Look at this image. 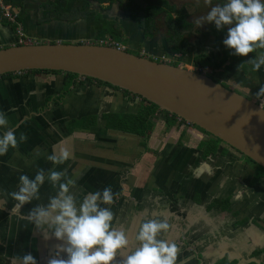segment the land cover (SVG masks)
<instances>
[{"label": "crops", "instance_id": "1", "mask_svg": "<svg viewBox=\"0 0 264 264\" xmlns=\"http://www.w3.org/2000/svg\"><path fill=\"white\" fill-rule=\"evenodd\" d=\"M106 13L107 20L116 19L110 17L114 16L113 12ZM23 22H25V28ZM20 23L23 31L25 29L24 34L35 43L39 42L35 38L59 39L62 37L53 35L54 32L49 34L44 30H36L35 17L25 16ZM92 28L91 24L90 29L83 31L82 34L91 33L89 30ZM121 30L126 40L125 52L129 49L138 51L142 48L150 57L168 55L164 42L159 40L160 43H158L156 38L144 41L134 25H127L125 31ZM76 37L81 38V35ZM15 40L14 32L10 27L0 26L1 48L13 46ZM185 41L192 49L202 47L195 38L190 36L189 41ZM202 48L208 52L209 56H212L211 53L216 54L217 61L219 56L222 58V61H219L223 63L222 67L218 65L220 69L211 70L217 81L251 98H257L256 93L259 87L264 85V66L259 71H252V66L244 62L264 50L258 49L246 57H241L232 55L223 43H219L214 51ZM211 58L214 60L213 57ZM184 60L187 59L184 58ZM241 63L244 64L238 71V65ZM200 70L206 73L203 67ZM92 88L82 85L72 86L68 96L61 99L59 95L63 85L60 76L17 74L12 79L0 80V111L7 114L8 127L15 129L17 138L20 133L28 137L26 142L19 143L17 149L10 148L7 154L0 156V194L13 190L11 180L17 177L16 171H22L21 173L34 178L38 169L53 167L58 171L67 169L70 176L79 177L76 188L73 189L78 200L82 199L89 190L102 191L105 186L110 185L113 192L118 193L120 186L123 185L124 198H119L115 206H107L115 214L114 226L123 227L129 239L128 248L117 253V259L120 261L121 255H125L137 246L135 236L143 221L158 219L169 222V229L161 233L160 237L174 241L180 233L175 231L178 224L174 213L182 212L187 215L199 213V211L203 213L207 204L211 203L212 199L216 200L218 192H221L223 196H232L231 207L242 216L241 223L252 220L255 228L252 231H245L244 227L232 230L230 233L236 236H232L235 239L233 241L235 245L214 243L216 239L205 238V235L210 234L211 215L208 213L205 216L206 223L203 224L204 227L199 235L197 231H194V226L192 227V233H189L191 243L194 237L199 238L200 245L206 247L202 250L206 252H210L213 248L215 250L223 248L225 250L223 255L228 253L231 255L230 261L238 259V264H247L242 260L243 254L250 255L264 249L255 245L259 243L262 246L261 244L264 243V239H260V234L256 232L259 226L257 220L264 214V181L247 189L251 178V166L241 165L239 159L232 156L235 155L232 150H229L226 157L208 155L205 160H202L201 156L195 154L198 147H201V138L195 141L188 135L193 131L192 128L178 123L170 125L169 128L162 116L156 117L157 123L150 131L145 143L146 149H144L142 137L109 130L101 118L105 113H135L139 102L125 98L106 87ZM95 91H98L105 100H98ZM92 116L95 117L96 122L94 128H90L89 131L77 128L70 136L66 130L70 120ZM167 128L170 130L168 131ZM5 130L0 128V134ZM147 146L151 149L147 150ZM220 147L222 149V145ZM63 149L70 153V159L64 164L53 165L46 159L47 155L53 152L59 153ZM225 149H227L226 146ZM37 151L41 155L37 156L35 154ZM227 158L230 162L236 161L230 164ZM227 175L228 181L225 178ZM243 187L244 192L239 194ZM55 192L56 189L45 182L40 188V204H46L49 196L55 195ZM233 226L236 227L237 222H234ZM184 228L188 232L191 229L189 225H185ZM45 235H51V233L45 232ZM52 238L55 239L51 237L43 242ZM57 242L59 245L62 243L58 240ZM237 246H239L238 249ZM45 251L46 247H43L42 256H45ZM50 253L51 250H49ZM201 255L203 257V252ZM192 257L186 260L192 262L194 260ZM256 261L255 264L264 262V255L262 260ZM2 264H9V262L4 261Z\"/></svg>", "mask_w": 264, "mask_h": 264}, {"label": "clouds", "instance_id": "2", "mask_svg": "<svg viewBox=\"0 0 264 264\" xmlns=\"http://www.w3.org/2000/svg\"><path fill=\"white\" fill-rule=\"evenodd\" d=\"M205 2L211 4V0ZM196 23L199 26L214 23L217 30L227 26L223 44L233 50L232 55L246 57L258 49L264 50V0H225L223 4L212 6L205 16L196 19ZM244 63L250 64L252 71H259L264 66V51ZM244 63L238 65V71ZM256 97H264V85L259 87ZM8 124L7 114L0 111V128L6 129L0 134V156L7 154L10 148L17 149L19 143L28 139L24 133L17 138L15 129ZM35 154L41 155L38 151ZM46 159L53 165H62L70 159V153L63 149L47 155ZM78 179V176H70L67 169L58 171L55 167L38 169L34 178L21 174L16 191L0 194L5 197L0 198V206L4 210L8 202L6 197H10L16 202L11 214H20L25 204L40 199V188L47 181L56 189L55 195L49 196L46 204H36L20 218L35 225L45 239L54 237L62 242L48 264H114L117 253L129 245L126 231L114 226L115 214L106 207L115 202L119 193H114L109 185L102 191L88 192L78 200L73 192ZM168 229L165 220L143 221L135 236L137 246L122 256L120 264H177L179 246L175 241L160 238ZM60 253H66V258ZM11 264H37V260L31 253H25L13 255ZM180 264H187V260Z\"/></svg>", "mask_w": 264, "mask_h": 264}, {"label": "water", "instance_id": "3", "mask_svg": "<svg viewBox=\"0 0 264 264\" xmlns=\"http://www.w3.org/2000/svg\"><path fill=\"white\" fill-rule=\"evenodd\" d=\"M116 16L103 18L124 31L127 25H134L142 38L135 22L121 13ZM60 24L58 29L75 28L79 35L80 29L93 26V20ZM59 40L64 42L0 47V79L39 71L108 84L208 133L264 170V97L249 99L197 70L188 71L98 44L71 43L63 37Z\"/></svg>", "mask_w": 264, "mask_h": 264}, {"label": "trees", "instance_id": "4", "mask_svg": "<svg viewBox=\"0 0 264 264\" xmlns=\"http://www.w3.org/2000/svg\"><path fill=\"white\" fill-rule=\"evenodd\" d=\"M5 6H9L13 9L21 10L23 8L22 0H0ZM92 4L98 6L99 12L96 13L93 10ZM39 8L37 12V17L35 22L38 25H48L53 22H60L66 24H74L79 21L92 19L93 20V31L95 33V41L100 42L104 41L107 37L111 40H121L120 34L122 30L118 25L112 21H106L100 12H105L114 5L121 6L123 9V15L128 17L130 20L135 22L137 28L141 31L144 39L153 40L156 35L159 33V26H157L158 19L163 16L165 19L164 30H165V46L167 51L172 56H180L172 66L184 62V58H187L190 55L191 47L184 40V36H193L196 38L198 43L205 48L216 50L217 45L220 42L221 37L223 38L227 35L226 32L218 31L217 28L212 27L204 30L200 29V26L197 23L188 22L191 15L197 11V7L193 5H186L180 10H176L174 7H171L164 0H127L124 3V0H41L38 3ZM107 5L106 7H103ZM166 7V8H165ZM176 14L177 19L172 20L170 14ZM168 14V15H167ZM20 18L18 22H20ZM157 21V22H156ZM0 24L3 27H10L8 23L2 20L0 16ZM188 26L190 28H188ZM13 30V27H10ZM230 52L233 50L229 49ZM129 53V52H128ZM252 54V53H250ZM134 55V54H133ZM245 57V56H241ZM195 67H201L196 62L194 63ZM219 66H217V69ZM31 74H47V75H59L57 72H27ZM3 78V79H2ZM2 80H7L10 78V75L2 77ZM76 76L70 74H64L62 84L63 92L60 95V98L68 96L71 91V86L74 85V80ZM89 83L93 81L86 79ZM101 84L100 82H97ZM108 85V84H105ZM112 90H119L118 88L107 86ZM123 96L125 98H130L131 95L128 92L123 91ZM145 102V101H144ZM136 113H105L102 114L101 118L105 122V127L109 130L119 131L122 133L133 134L137 136L147 137L152 128L151 120L154 117L155 113L158 112L157 106L152 103L145 102ZM160 111V110H159ZM166 113V126L175 123L176 117L171 115L168 117ZM95 124V117H83L79 120H72L69 123V128H79L86 130L89 126ZM219 141L218 139H215ZM248 162L251 160L247 159ZM256 179L264 175V170L258 168ZM228 205V202H226ZM225 205V206H226Z\"/></svg>", "mask_w": 264, "mask_h": 264}, {"label": "flooded vegetation", "instance_id": "5", "mask_svg": "<svg viewBox=\"0 0 264 264\" xmlns=\"http://www.w3.org/2000/svg\"><path fill=\"white\" fill-rule=\"evenodd\" d=\"M114 6L111 7L110 9H108L105 12H109L110 14L112 12L115 13ZM119 8L121 9L119 13L123 14L122 13L123 12L122 7L119 6ZM158 32L159 33L155 37L156 39L157 38L159 39L158 36L161 34L160 29H159ZM162 34H163L162 39H164L163 41H164V44H165V39H166L165 38V32L162 33ZM190 37L195 38L193 36H190ZM145 40H149L150 41L151 39H145ZM195 40H196V38H195ZM223 40L224 39L221 37V39H220L221 42H219V43H222ZM193 51H194V49H192V47H191L190 53L192 54ZM137 52L139 53L140 56H145V57H148L150 59L155 60V57H153V56L150 57L149 55H146V53L143 50H138ZM165 56L166 57H170V58L173 57L172 55L169 54V52H168V55H165ZM175 57H177L179 59L180 56L177 55ZM217 66H218L217 64L214 66L216 68V69L213 68L214 71L217 70ZM196 68H198V67H196ZM197 71H198V69H197ZM21 74H31V73L24 72V73H21ZM205 74H207V73H205ZM210 74H211V79L212 78L216 79V77L212 74V71H210ZM55 76H58V75H55ZM59 76H61L62 80H63L64 74L60 73ZM212 76H214V77H212ZM12 78H14V75H10V79H12ZM2 79H0V80H2ZM83 81H86L87 84H84ZM216 81H217V79H216ZM74 83L75 84L72 85L73 87L74 86H78V85H82V86L93 87V88L97 89V88L107 87L108 86V85H105V84H102V83L98 84L97 81H93L92 83H89L85 78H78V77L75 78ZM98 86H101V87H98ZM226 88H227V86H226ZM115 91L119 92V93H121V95H123V91L122 90H115ZM62 92H63V89H62ZM62 92H61V94H62ZM130 95H131L130 99L139 102V107H138L137 111L143 105L146 104L145 103L146 101L144 102V100L140 99L139 97H137L135 95H132V94H130ZM66 97L67 96H65L64 98H66ZM160 111L158 109V112L155 113V114L156 115L157 114L161 115L162 111L161 112ZM162 117L165 118V116H162ZM168 117H171V114H168ZM153 119H154V117L152 118V120ZM175 120H177L178 122H182L183 121V120L178 119L177 117H176ZM70 121H72V120H70ZM70 121L66 125V130L68 131V133H70V136H71V135H73L72 133L75 132L77 128L70 129L69 128ZM165 123H167L166 118H165ZM186 124L188 126H190L189 128H192V130H193L191 133L188 134L189 136L194 138L195 141H196V139H200L201 138L200 142H201L202 146L198 147L199 150L197 149L195 154L197 156H201L200 158L202 160H205L208 157V155L209 156L211 155L212 157H214L216 155H220L222 157H226L227 153L230 152L229 150H232V152L235 153V155H232V156H234L235 159L237 157V160L239 159V162H240L241 165L248 166V164H250L249 167L250 166L252 167V168L250 167V170H252V171H251V176H250L251 178L249 179V183H248L249 185H247L248 186L247 189H250L251 187L257 186L261 181H264V175L262 177L258 178V179H256L254 177L256 175L257 171L259 170L258 169L259 167L257 165H255L253 162H245V161H247V159L245 157H243L239 152L235 151L234 149L230 148L229 146L223 144L220 141H216L215 138H213L211 135H209L208 133L198 129L197 127H195V126H193L191 124H188V123H186ZM170 127L171 126H169V128ZM169 128H167V129L170 130ZM80 130H82V129H80ZM151 130H152V128H151ZM149 134H150V132H149ZM140 137L143 138V146H144V149H146L145 143H146L147 139L149 138V135L147 137H143V136H140ZM221 145H222V149H220ZM224 145L226 146L227 149H225ZM150 149L151 148L147 146V150H150ZM227 160H228V162H230V159L227 158ZM235 161L236 160H234L233 162H230V164L235 163ZM21 172L22 171H19V172L16 171V173H18L17 177L11 180L13 190H11L10 192L17 190V185L19 184V178L18 177L21 174H23ZM225 178H226V181H228V179H229L228 175H227V177L225 176ZM45 182H47V181H45ZM120 189L118 190L119 196L115 199V201L118 200L121 197L124 198V196H123L124 194H122V193H123V191H125V188H123V186H120ZM3 198H5V197H3ZM6 199H7L8 202H7L6 206H5V209L2 210L3 206H0V245H2V246H0V250H2L0 252V264L4 263V261H7V262H9V264H11L13 255H23L25 253H31L36 258L37 264H48V260L50 258H52L54 256V254L58 250L59 244H58L57 240L52 238L49 241L43 242L45 240L44 234L39 229H37L36 227H33V224H31L29 221H27L26 219H21L20 218L21 214L27 215V213L29 212V210L33 206H35L36 204H40L41 199H39V200H35L34 199L31 203L25 204L21 208V213L20 214H17V213H12L11 214V208L13 207L14 203H16V202L14 200H12V199H9L8 197H6ZM220 199L221 198H219L218 201ZM226 202H228V206L229 205L232 206V204L230 203L231 200L228 197L223 200V203H226ZM216 203H217L216 201H212L211 203H208L207 206H206V209L203 212L205 216L208 213H210V215H211L210 226L215 223L214 220L216 219V214L218 213V211H216V210L212 211V208L214 206L218 205V203L217 204ZM211 204H214V206L211 207ZM174 216L177 217V224L180 225V229L182 230V232L180 231V233L177 234V235H180V237L184 241L183 242V244H184L183 246L184 247H189L190 249L192 248V253H191V256H193L192 258L193 259L195 258L194 260L196 262H198L199 264H204L203 260H205V259L202 257V255H201L202 253L197 252L196 249H195L196 247L192 246V243L194 241H196V240L194 239V241L192 243L190 241V236H189L190 234L189 233L192 232L193 223L188 220V222H189V224H188L186 218H188L189 215H187V213L183 214L182 212H175ZM190 222H191V225H190ZM204 223H206V220L203 219V218H199L196 221V226L199 227V226L203 225ZM185 225H189L190 226L191 229L189 230V232H188V230L185 231V228H184ZM160 238L163 239V236L160 237ZM175 239H176V237H175ZM175 239H174V241H175ZM197 244H200V241H198ZM43 247H46L45 256L41 255ZM202 248L204 249V247H202ZM49 250H51L50 254H49ZM213 250H215V249L213 248ZM213 250H211L212 253L210 255L207 254V259L205 261L206 264H238L239 263L238 259L230 261L231 255H229L228 253H226V254L224 253V255H223V253L221 252L222 250H224L223 248H219L218 250H215V251H213ZM202 252H203V250H202ZM260 253L263 254L264 253V249L262 251H256L254 254H260ZM60 255H61V257L66 258L65 257L66 254L65 253H60ZM121 256H123V255H121ZM180 262H181V260H177V264H180ZM187 263H192V262H189V260H187ZM114 264H120V261L118 259H116Z\"/></svg>", "mask_w": 264, "mask_h": 264}, {"label": "rangeland", "instance_id": "6", "mask_svg": "<svg viewBox=\"0 0 264 264\" xmlns=\"http://www.w3.org/2000/svg\"><path fill=\"white\" fill-rule=\"evenodd\" d=\"M39 1H41V0H22V2H23V8L21 9V10H19V9H15V10H17V13H18V17L20 18V19H23V17H25V16H31V18H34L35 17V19H36V17H37V12H38V8H39V5H38V3H39ZM126 1L127 0H124V3H126ZM152 2L153 1H157V0H151ZM167 3H168V5H170V6H172V7H174L176 10H180L182 7H184V6H186V5H193V6H196L197 7V11H195L192 15H191V17H190V19L188 20V22H193V23H196V19L197 18H199V17H202V16H205L207 13H208V11H210V8L212 7V6H215V5H217V4H223L224 2H225V0H211V4H208V3H206L205 2V0H165ZM92 6H93V10L96 12V13H98L99 12V8H98V6L97 5H94V4H92ZM103 7H106V5H104ZM166 8V7H165ZM114 9H115V13H114V16H110V17H117L116 15H118V13L120 12V8H119V6H117V5H115L114 6ZM118 12V13H117ZM101 13V15L103 16H107V13L106 12H100ZM168 15V14H167ZM170 18L172 19V20H176L178 17H177V15L176 14H173V13H171L170 14ZM33 22V21H32ZM157 22V21H156ZM164 23H165V19H164V17L163 16H161L159 19H158V22H157V26H159V28H160V32H161V34L158 36L159 37V39L157 38L156 39V41L158 42V43H160V41H162V42H164L163 41V39H162V37H163V34L162 33H164L165 32V30H164ZM23 24L25 25V22H23ZM34 24V23H33ZM49 25V24H48ZM60 25H62V24H60V23H51V26H50V28H51V30H55V29H57L58 27H60ZM43 26H45V25H38L36 22H35V29L36 30H38V31H41V30H47V28L45 29V27H43ZM26 27V25L24 26V28ZM212 27H215L216 28V26H215V24L214 23H204L202 26H200V29L201 30H204V31H202V32H205L206 31V29H208V28H212ZM188 28H190L189 26H188ZM121 29V28H120ZM63 30H65V29H63ZM218 31H221V32H226L227 31V26L223 29V30H218ZM15 32V31H14ZM24 32H25V29H24ZM81 33H79V35H81V38H83V37H85V39H81V38H78V37H76V39L74 38V39H72V40H70V42L71 43H88V44H97V42L94 40L95 39V33H94V31H93V29H91V30H89V32H91V33H86V32H84V34H82L83 33V31H80ZM79 35H77V36H79ZM120 36H121V40H124V41H120V40H117V41H115V40H112L113 42H116V43H120L121 45H122V47H125V44H126V40L123 38V35L122 34H120ZM30 38H32V36L30 35ZM36 40H39V44H41V43H49V42H59V41H63V40H59V39H41V38H35ZM126 39H128V38H126ZM184 39L185 40H188L189 41V36H184ZM223 39H225V36L223 37ZM160 40V41H159ZM144 41H145V39H144ZM64 42V41H63ZM221 42V41H220ZM69 43V42H68ZM190 43H192V41H190ZM223 43V42H222ZM99 45V44H98ZM143 47V46H142ZM127 49V48H126ZM140 50H142V48H140ZM126 52H129V53H131V54H134V55H139V53L137 52V51H132L131 49H129L128 51H126ZM208 52H206L202 47H194V51L192 52V54L190 53V55L186 58L187 60H184V62H181L180 64H178V65H176V67H182V68H185V69H187L188 71H196L197 69H198V71L199 72H202L201 70H200V67H198V68H196L195 66H193L194 65V63L196 62L197 64H199L200 66H202L206 71V75L207 76H209L210 78H211V74H210V71L213 69V68H215L214 66L217 64V65H220V68L222 67V64L219 62V61H222V58H221V56H219V60L217 61V56H216V54H214L213 55V53H211L212 54V56H209L208 54H207ZM160 57L161 56H158V57H155V59H160ZM211 57H213L214 58V60L211 58ZM161 58H164L162 61H164V62H169V63H174L177 59L174 57H172V58H170V57H161ZM212 60V61H211ZM189 62V63H188ZM210 66V67H209ZM219 68V69H220ZM216 69V68H215ZM59 76V75H58ZM61 77V76H60ZM212 77H214V76H212ZM62 78V77H61ZM215 82H217V83H219L218 81H216V79L215 78H212ZM83 83L84 84H87V82L86 81H83ZM223 86H225V88H226V84H222ZM98 87H101V86H98ZM107 88V87H106ZM93 89V88H92ZM107 89H109V90H111V91H113V92H116L115 90H112V89H110V88H107ZM227 89H230V90H233L232 88H230V87H228L227 86ZM234 91H236L237 92V90H234ZM96 93H97V95H98V100H105V98L103 97V96H101V95H99V93H98V91H95ZM117 93V92H116ZM119 93V92H118ZM237 93H240V94H243V95H245L244 93H241V92H237ZM120 95H121V93H119ZM101 96V97H100ZM246 97L247 98H249V99H255V98H251V96H249V95H246ZM106 101H109V100H106ZM161 112V111H160ZM159 112V113H160ZM158 116H165L166 117V113L164 112V111H162L161 112V115H156L155 114V116H154V118L155 119H153L152 121H151V123H152V128L154 127V125L157 123V118L156 117H158ZM175 123H178V124H181V125H184V126H186L187 128L188 127H190V126H188L185 122H178L177 120H175ZM176 125V124H175ZM96 126V122H95V124L94 125H92V126H89L88 128H86V130L84 129L83 131H89V129L90 128H94ZM178 126H180V125H178ZM177 126V127H178ZM176 127V126H175ZM169 131V130H168ZM202 146V145H201ZM225 146V145H224ZM204 147V146H203ZM245 162H248V161H245ZM250 164H248V166H249ZM245 172L243 171V174H244ZM243 176V175H242ZM121 186H123V185H121ZM122 189V188H121ZM120 189V190H121ZM219 190H223V189H221V188H219ZM89 192H91L90 190H89ZM244 192V187L242 188V190L239 192V194H242ZM232 195H234V194H232ZM221 196V197H220ZM219 197L221 198L219 201H218V199H219ZM223 195H222V193L221 192H218V197H216V200H214V199H212V201L214 200V201H217V203H218V205H216V206H214V204H211V207H213L212 208V211H214V210H216V211H218V213L216 214V219L214 220V224L213 225H211L210 226V234H209V236L208 235H205V238L207 239V238H209L210 240H213V239H216V240H214V243H218V242H220V243H225V244H227V245H235L234 244V237H232V236H235V235H233V234H231L230 232L232 231V230H235V229H237L238 230V228H242V227H244V229H245V231H248V230H250V231H252L253 230V228H255V226L253 225V222H252V220L251 221H249V222H244L243 224L241 223L242 221H243V219H242V216H240L238 213V211L237 210H235V209H233L230 205L228 206V205H226V203H223V200L224 199H226L227 197L231 200V202H232V196L231 195H226V196H224L223 198ZM222 200V201H221ZM230 202V203H231ZM116 203H117V200L112 204V205H116ZM216 203V204H217ZM226 205V206H225ZM107 206H109V205H106V207ZM237 209H239L238 207H237ZM200 210H201V208H200ZM203 211V210H202ZM264 212V211H263ZM262 212V213H263ZM200 213V214H199ZM199 213L198 212H196V213H194L193 215L191 214H189V216H188V218H186V220H187V222H188V220L189 221H191L192 223H193V226H194V231H197L198 232V235L200 234V231H201V228H203L204 226L203 225H201V226H196V221L199 219V218H203V219H205V215H204V213H201V211H199ZM261 213V214H262ZM191 222H190V225H191ZM234 222H237V226L236 227H234L233 226V223ZM169 223V222H168ZM239 223H241V224H239ZM257 223H258V228H256L257 229V231L256 232H258V234H260V239H264V214L261 216V218L259 219V220H257ZM172 225H173V223H171ZM188 224H189V222H188ZM175 231H181L182 232V230L180 229V225H178L177 227H176V230ZM174 231V232H175ZM234 232V231H233ZM237 232H240V231H237ZM190 233H192V232H190ZM231 234V235H230ZM237 236H238V233H237ZM236 237V236H235ZM248 237H251V236H248ZM194 239L196 240V241H194L193 243H192V246H194V247H196V248H199L200 250H197L196 249V251L197 252H200V253H202L201 252V250L203 249L202 247H204V249H206V247L204 246V245H200V244H197L198 243V241H200V239L199 238H195L194 237ZM237 239H238V237H237ZM175 242L177 243V245L179 246V248H180V253H179V256H178V259L177 260H181V261H183V260H186V259H191V253H192V248L190 249L189 247H184L183 245V240H182V238L180 237V235H178V236H176V239H175ZM254 242V241H253ZM255 245L256 246H259V248L260 247H264V243L263 244H261L262 246H260V244L259 243H255ZM239 248V246H237V249ZM256 250H258V249H256ZM222 253L223 252H225V250H222L221 251ZM212 253V251H210V252H206V251H203V258L205 259V260H203V263L204 264H206L205 263V261H206V259H207V254H211ZM264 255V254H263ZM263 255L260 253V254H254V253H252V254H246V255H244L243 254V258H242V260L243 261H245V262H247V264H255V262H257L256 260H262L263 259ZM195 259V258H194ZM194 261V260H193ZM192 261V263H187V264H199L198 262H193ZM259 264H264V262L263 261H260V263Z\"/></svg>", "mask_w": 264, "mask_h": 264}, {"label": "built area", "instance_id": "7", "mask_svg": "<svg viewBox=\"0 0 264 264\" xmlns=\"http://www.w3.org/2000/svg\"><path fill=\"white\" fill-rule=\"evenodd\" d=\"M0 16H1L2 20H4L6 23L9 24L10 27L14 28L13 32L15 31L14 35L16 38V42H15L14 46H28V45L35 44V41L28 39L27 36L24 34L22 25L20 22H18L19 17H18L17 10H15L9 6H5L0 1ZM97 44L104 46V47H110V48H113V49H116L119 51H123V52L126 50L124 47H122L121 44L113 42L109 38H106L104 41L97 42ZM175 58L177 59V57H175ZM163 59L164 58H160L158 61L164 63V61H162ZM155 61H157V59H155ZM165 63H167V62H165ZM168 64H172V63L168 62Z\"/></svg>", "mask_w": 264, "mask_h": 264}, {"label": "bare ground", "instance_id": "8", "mask_svg": "<svg viewBox=\"0 0 264 264\" xmlns=\"http://www.w3.org/2000/svg\"><path fill=\"white\" fill-rule=\"evenodd\" d=\"M69 28H67V30H63V29H55L54 31L53 30H51V28H49V29H47V30H44L45 32H47V33H49L50 34V32H54V34L53 35H61L64 39H76V30H75V28H73V29H70V30H68ZM85 29H83V31H84ZM80 31H82V29H80Z\"/></svg>", "mask_w": 264, "mask_h": 264}]
</instances>
